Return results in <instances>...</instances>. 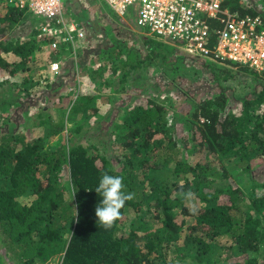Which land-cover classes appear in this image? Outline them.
I'll return each instance as SVG.
<instances>
[{"label":"trees","instance_id":"obj_1","mask_svg":"<svg viewBox=\"0 0 264 264\" xmlns=\"http://www.w3.org/2000/svg\"><path fill=\"white\" fill-rule=\"evenodd\" d=\"M232 2L234 6L230 10L238 17L258 16L254 9L240 0ZM226 5L224 2L223 7ZM0 7L4 10L3 15L0 14V77L10 79L27 71L32 54L37 50L40 52L39 47L42 44L46 46L49 40L37 39L36 30L23 40L4 39L17 27L35 20L24 10L1 3ZM68 12L70 9L66 7L65 20ZM82 16L86 17L85 14ZM262 25L264 29V18ZM216 27L217 22L210 21L211 47L216 41ZM155 42L158 47L166 48L165 52L147 44V65L139 61L137 53L134 61L129 60L128 45L120 41L110 48V53L106 54L108 58L100 56V59L106 65L112 62L108 66L112 75L121 72L122 80L128 76L126 69L129 67L147 71L153 68V62L165 76L183 60L198 61L209 69L213 80L223 90L198 102L187 118L189 149L181 151L178 147L175 132L167 122L166 105L154 96L134 98L131 109L120 121L112 124L115 135L113 149L119 152L115 157L106 158L98 153L92 138L80 143V132L93 133L99 125V122L93 124L95 113H85L86 107H82L80 97L67 109L70 118L63 114V117L66 115L65 124L60 121L47 136L43 132L45 124L42 120L39 127L43 128L34 138L27 133L28 127L24 124H17L16 128L7 126L0 137V244L4 247L0 250V264H47L57 255L62 259L60 264H264V256L259 258L258 253L264 245V194L256 196L258 190L264 191V179L258 183L249 181L248 185L237 181L232 184L229 170L222 164L218 169L214 167L217 160L220 163L226 160L234 162L236 169H239L237 165L243 167L238 174L249 173L255 163L253 161L263 160L264 71L224 63L249 75L257 86L240 98L235 112L226 113L227 97L223 84L231 79L232 70L223 69L218 63L187 57L177 48L180 54L173 57L174 48L169 50ZM59 51L62 55L68 54L64 49ZM52 52L51 59H61L58 51ZM80 52L79 59H84L85 51ZM7 56L15 59L14 62L6 60ZM167 57L175 59L166 61ZM157 58L158 63L153 61ZM51 59L47 63L52 62ZM72 62L66 63L64 59L63 65L74 71L77 65L71 68ZM93 72L97 73V70ZM57 76L49 71L42 72L38 83L45 87L52 85ZM122 80L123 87L127 86ZM23 82V85L27 83ZM6 83L14 87L18 85ZM23 90L28 97V89L24 87ZM1 105L12 107L8 101ZM39 106L40 103L34 106L32 113L41 118L43 111ZM22 114L23 118L28 116L24 111ZM64 130L66 134L62 136ZM54 135L59 140L49 142ZM97 143L103 144L98 140ZM197 148L208 152L203 158L205 162L191 164L187 157ZM157 150L164 151L165 156L155 155ZM158 159L172 169L156 167L161 163ZM104 173L122 176L124 191L135 193L134 199L126 202L120 219L110 229L100 225L95 215V209L102 200L95 189ZM73 186L76 187L74 195ZM188 191L195 194L189 200L196 203L195 215L186 206L187 199L180 195ZM246 199L250 200V206H246L245 217L242 218L241 208ZM143 204L147 209L151 205L157 210L170 235H162L159 230L148 232L144 221L131 223L127 230L122 227L127 221L126 210L138 211ZM191 219L190 226H187ZM183 226L188 228V233L179 248L177 232ZM223 238L232 239V244L220 246L218 240ZM170 252L174 254V260L166 263ZM240 256L246 258L238 263L235 257ZM228 259L234 262L229 263Z\"/></svg>","mask_w":264,"mask_h":264},{"label":"rangeland","instance_id":"obj_2","mask_svg":"<svg viewBox=\"0 0 264 264\" xmlns=\"http://www.w3.org/2000/svg\"><path fill=\"white\" fill-rule=\"evenodd\" d=\"M232 1L234 0H224V2H227L224 8L231 9L234 6ZM240 1L242 4L254 9L261 20L264 18L263 0ZM2 8L3 7H0L1 15L4 13ZM69 9L70 12H68L69 15L66 21L75 23L84 33V38L75 43L78 63L77 68L71 71L69 66H66V64L63 65L64 59L66 63H71L72 60L69 61L70 59H68L67 53H64V55L60 54L59 50L63 48L60 44L56 51L59 52L61 59H55L62 65L60 69L61 72L57 76L58 79H55L52 85L46 87L43 83H38L40 73H47V71H49L48 66L51 63H47V60L52 58L53 50L48 47L49 43H46V46L42 44V46L39 47L41 50L40 52L37 50L32 54V59L27 63V71L21 72L10 79H6L4 76L0 77V84H2L0 86V137L1 134L5 133L4 131H6L7 126L16 128L17 124H24V126L28 127L27 133H31L32 138H34V135L38 134V131L43 128L41 126L39 127V122L41 120L45 124L43 132L47 136L49 133L53 132L54 125L62 120V123L65 124L66 115H68L67 109L72 102L75 104L77 97H80L83 103L82 107H86L85 113H95L93 124L99 122L98 129L93 131V133H90V131L80 132V143H85L88 138H92V141L96 142L98 153L106 158L115 157L119 155V152L118 149H113L114 145L112 142L115 137L113 133V123L120 121L119 119L124 116L125 112L131 109H129V107H131L134 98L138 100V98H149L154 96L157 101L164 102L166 105V109L168 110L167 122L172 126V130L175 132L174 136L179 144L178 147L181 151L189 149L191 144L187 142L188 133L186 127L189 125V121L187 123V118L191 116L198 102L210 98L223 90L221 89L222 87L213 80V75L209 69L204 68L198 61L197 63H193L188 60H183V63L177 64L175 69L165 76L161 73L160 68L156 67L158 65L153 62L156 61L158 63L157 60L159 58H157L151 63V67L153 68H149L147 71L145 69H130L129 67L126 69L128 76L122 80V78H120L122 77L120 76L122 75L121 72L116 74V76L112 75L108 67L112 65L111 61H108L111 63L106 65V62L104 63L102 61L103 59H100V56L105 57L106 54L110 53V48L115 45L116 41L124 42L128 45L129 54L131 55V57H128L129 60L134 61L135 54L137 53L139 61L144 65L149 63L148 58H145L149 54V50H146L147 44L150 43L151 46H157L155 42L157 41L165 45L169 50H176V48L167 40L156 39L149 34L147 29L138 28L136 26V13L134 12V7H129L122 17L112 12L103 0H71ZM83 14H85L87 18H84L82 16ZM29 16L32 18L31 15ZM34 20L36 22L31 20V22H26L22 26L17 27L15 31L7 34L4 39H25L28 34H31V31L36 30L38 23L42 22L37 17H34ZM76 21L79 23H76ZM165 49L157 46L158 51L163 50L165 52ZM80 50H83V52L85 51L84 59H79L81 58ZM179 54L180 53L176 50L173 57ZM108 57L109 56H106V58ZM174 59L175 58L167 57L166 61L173 62ZM6 60L14 62L15 59L11 58V56H7ZM88 66L89 69H86ZM220 66L223 69L232 70L231 79L224 82L223 86L226 93L225 96L227 97L225 112H235L239 107L237 102L240 98L245 97L253 88L255 90L257 86H255L254 79L240 69L224 64ZM68 69L71 73H69ZM93 70H97V73H94ZM61 76L63 77L60 78ZM121 80L126 83L127 86L123 87ZM23 81L27 83L23 85ZM6 82L18 84L17 87L20 85L21 88L14 87L13 85L9 86ZM225 84L227 87H225ZM24 87H26L30 93L28 97L25 95L26 90H23ZM5 101L10 102L12 107L9 105L2 106L1 103ZM15 103L18 104L17 107L14 106ZM30 103L33 104L28 106ZM39 103V108L43 111V113L40 114L42 115L41 118L35 117L34 113H32L34 106ZM23 111L24 114L25 112L28 113V116L24 115L23 118ZM71 112H73V110ZM64 113L66 115L63 117ZM70 115L71 114L68 115V119ZM112 119H116V121H112ZM4 122H6L5 125ZM35 126H38V128H34ZM70 126L71 125H67L66 127ZM40 134H42V132H40ZM65 134L66 130H64L61 135L63 136ZM56 140H59L57 135L49 138V142L54 143ZM97 140L103 142V144H98ZM207 153L208 152L203 148H197L187 159L191 164L205 162L203 158L207 156ZM157 154H160V157L165 156V152L161 150H157L155 155ZM157 161L161 163L157 164L156 167L162 170L172 169L171 166L164 165L160 159ZM253 162L255 163H253L249 173L243 172L238 174V171L240 172L243 167L237 165L239 169H236L234 167V162L226 160L221 161V163L217 160L214 162V167L218 169L222 164L223 167L229 170L230 176H232L230 179L232 184H235V181H237L239 183L241 182L242 185H248L249 181L258 183L262 182L264 179V158L263 160L258 159ZM263 194V190H258L256 192L257 197ZM249 202L250 200L246 199L242 205L244 206L241 208L242 218L245 217L244 212L247 210L246 206L249 205ZM185 204L188 208L192 205L196 207V203H191L189 200L185 201ZM178 210L179 208L175 210V213H177ZM125 214L127 221L122 227L126 230L131 223H143L144 221L148 232L159 230L162 235L165 233L170 235L168 233V228L162 225L159 213H157V210L151 205L147 209V206L143 204L142 208L138 211L128 208ZM191 222L192 219L188 220L187 226H190ZM187 229V227L183 226L181 230L177 232L179 248H181L184 238L187 236ZM143 233L144 232L141 233V236H143ZM218 243L220 246L228 247L232 244V239L223 238L218 240ZM3 248L4 247L0 244L1 251ZM258 253L259 258L264 256V245ZM245 258V256H240L239 258L235 257V260L241 263ZM61 260L59 259V255H57L54 256L52 261L47 262V264H60ZM173 260L174 254L171 252L168 253L166 263H171ZM228 262L231 263L234 262V260L228 259Z\"/></svg>","mask_w":264,"mask_h":264},{"label":"built area","instance_id":"obj_3","mask_svg":"<svg viewBox=\"0 0 264 264\" xmlns=\"http://www.w3.org/2000/svg\"><path fill=\"white\" fill-rule=\"evenodd\" d=\"M116 15L122 17L134 7L136 26L147 29L158 40H167L187 57L218 64L233 63L257 72L264 71V29L259 16L238 17L223 7L224 0H103ZM70 0H0L6 7L24 10L42 22L36 27V38L49 40L51 50L59 45L68 58L77 63L75 43L84 33L65 20ZM210 21H216V41L210 45ZM61 64L53 61L48 70L61 72ZM44 264V263H40Z\"/></svg>","mask_w":264,"mask_h":264},{"label":"clouds","instance_id":"obj_4","mask_svg":"<svg viewBox=\"0 0 264 264\" xmlns=\"http://www.w3.org/2000/svg\"><path fill=\"white\" fill-rule=\"evenodd\" d=\"M95 191L102 197L100 204L95 209L98 223L105 229H110L120 219L121 210L124 208L126 202L134 199L135 193L124 191L122 176H113L108 173L102 175ZM75 192L76 187L73 186V195ZM180 195L184 199L192 200L195 194L188 191L186 193L181 192ZM189 211L194 215L197 213L194 205L189 207Z\"/></svg>","mask_w":264,"mask_h":264},{"label":"crops","instance_id":"obj_5","mask_svg":"<svg viewBox=\"0 0 264 264\" xmlns=\"http://www.w3.org/2000/svg\"><path fill=\"white\" fill-rule=\"evenodd\" d=\"M70 4H71V0H70V2L67 4V7H68V8H70Z\"/></svg>","mask_w":264,"mask_h":264}]
</instances>
